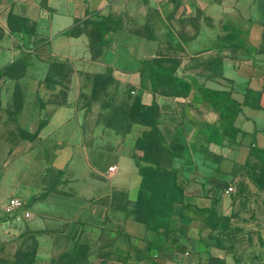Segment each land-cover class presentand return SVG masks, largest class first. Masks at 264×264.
<instances>
[{"label":"crops","instance_id":"0c3cea01","mask_svg":"<svg viewBox=\"0 0 264 264\" xmlns=\"http://www.w3.org/2000/svg\"><path fill=\"white\" fill-rule=\"evenodd\" d=\"M102 17L108 20L105 44L99 47L94 43ZM169 28L180 49L166 45L163 35ZM154 57L176 58L175 73L192 82L187 97L151 92L140 67ZM214 58L222 61L223 78L213 80L231 86L237 99L245 87L260 91L262 109L241 106L236 125L246 133L238 134V144L209 143L194 131L195 122L216 117L202 107L197 92L202 83L219 86L204 78ZM18 59L24 64L7 69L0 92L17 86L23 92L18 122L37 139L52 141L44 149L66 179L52 187L33 171L32 155L43 147L22 152L25 156L10 171L0 166L2 254L31 252L32 264H50L74 249L62 263L224 260L217 246L224 243L214 238L224 228L207 225L206 210L228 217V227L256 217L258 211L257 202L241 193L252 186L245 170L254 159L252 146L264 147V0H0V68ZM52 60L63 64V79L50 76ZM14 68L15 73H8ZM102 75L109 77L104 90L122 96L108 101L99 113L94 109L98 102L84 100L80 93L94 84L99 89L92 78ZM58 90L64 91L63 98H55ZM135 97L142 106L158 105L157 128L165 145L153 164L175 169L185 194L173 205L182 217H171L173 233L151 258L148 251L156 234L133 210L141 182L135 160L142 154L135 142L150 129L132 114ZM109 166L115 171L108 172ZM217 182L225 183L221 191ZM228 186L232 191L225 193ZM214 194H219L216 199ZM12 197L23 205L5 212Z\"/></svg>","mask_w":264,"mask_h":264},{"label":"trees","instance_id":"16d2710c","mask_svg":"<svg viewBox=\"0 0 264 264\" xmlns=\"http://www.w3.org/2000/svg\"><path fill=\"white\" fill-rule=\"evenodd\" d=\"M108 17H102L97 22L99 36L94 43L95 46H103V26L107 22ZM233 33L236 30H232ZM178 35L184 40L181 31ZM166 45L174 49H180V44H175L174 34L171 28L164 33ZM236 37V36H235ZM152 39H157L154 33H151ZM168 57H154L143 60L140 67V76L142 80L147 77L150 90L152 93H162L169 96L187 97L192 90V82L175 73L177 61H171ZM22 62L24 59H18L10 64H6L0 68V79L5 77L7 69L14 66L16 63ZM61 62L52 60L49 63L51 69L50 75L57 71L54 66ZM210 73L204 78L214 81V78H223L222 61L220 58H214L209 63ZM63 68V67H62ZM61 68V69H62ZM218 87L204 85L203 83L197 86V92L201 97V105L206 110L215 114V118L211 121L195 122L194 131L201 133L205 140L209 143L221 145L238 144L237 136L240 133L244 135L246 132L236 125V119L241 113V106H249L254 109H262L259 104L260 91L245 87L241 92V100L233 96L231 86H224L220 82ZM132 114L135 117H140L145 125L150 129L143 131L141 136L137 138L135 147L142 151V154L136 159V166L141 177V182L136 200L134 202V212L137 213L139 220L144 223L147 229L155 232L156 238L150 244L148 258L153 254L160 253L163 246L168 242L173 231L170 229V219L173 215L182 217L181 213H176L173 209L175 203H181L185 197L183 187L176 182L177 171L175 169L165 170L153 164L154 155L160 148L164 147V140L161 132L157 128L160 110L155 102L149 106H142L139 102V97H135L132 106ZM254 157L261 161L264 168V147L252 146ZM224 182H217L219 191L224 187ZM219 194H214L216 199ZM206 224L213 227L226 228L230 224V220L226 216L217 217L212 208H208ZM264 225V224H263ZM217 246L222 248L220 243ZM75 249L71 253H66L62 257L51 260L50 264H65L70 255L75 254ZM34 254L31 252L17 251L13 256H7L1 253L0 249V264H32ZM224 264V260L220 259L219 263Z\"/></svg>","mask_w":264,"mask_h":264},{"label":"rangeland","instance_id":"374dc122","mask_svg":"<svg viewBox=\"0 0 264 264\" xmlns=\"http://www.w3.org/2000/svg\"><path fill=\"white\" fill-rule=\"evenodd\" d=\"M168 59L176 61L174 57H168ZM62 67L61 64L54 66L57 71L52 75L57 79L65 77L61 71ZM231 71V68L226 67V75L231 76ZM10 72L15 73V68L8 73ZM92 79L97 82L99 89L95 88L96 84H94L90 90H82L80 98L90 102L97 101L98 105L94 109L100 113L108 101L119 99L122 95L116 96V92L104 90L103 87L109 80L107 75L95 76ZM64 94V91L58 90L55 98H63ZM24 98L26 97L18 86L4 94L0 92V166L4 167L5 172L10 171L13 164L18 163L25 156L22 152H26L29 147L35 149L43 147L32 155L33 171L44 176L42 182L54 187L61 181H65L66 178H63L65 172L52 167L51 161L54 156L44 149L52 147V141L37 139L36 133L25 131L21 127L22 124L18 122L17 114L22 109L20 103ZM35 125L39 126L40 123ZM245 170L252 186H245L241 195L247 200L257 202V216L243 219V222H234L214 235L218 242L223 241L224 243L222 248L219 247V253L224 257V264H264V168L261 161L254 157L253 161L246 165ZM188 264H207V262L199 261Z\"/></svg>","mask_w":264,"mask_h":264},{"label":"built area","instance_id":"2783aa9c","mask_svg":"<svg viewBox=\"0 0 264 264\" xmlns=\"http://www.w3.org/2000/svg\"><path fill=\"white\" fill-rule=\"evenodd\" d=\"M116 167L115 166H109L108 167V172H113L115 171ZM232 191V187L228 186L225 190V193H229ZM23 205V202L17 198V197H12L10 199H8L7 203L5 204V206L3 207V210L5 212H11L19 207H21ZM25 216H28V213L25 212Z\"/></svg>","mask_w":264,"mask_h":264}]
</instances>
